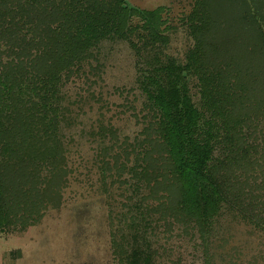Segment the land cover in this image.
<instances>
[{
    "label": "trees",
    "instance_id": "trees-1",
    "mask_svg": "<svg viewBox=\"0 0 264 264\" xmlns=\"http://www.w3.org/2000/svg\"><path fill=\"white\" fill-rule=\"evenodd\" d=\"M196 6L193 25L201 37L189 71L198 78L202 106L178 85L179 70L151 71L143 116L136 114L142 129L132 140L120 139L113 164L115 175L127 167L145 187L142 199L154 203L149 210L160 220L189 224L204 238L224 204L247 211L249 202L264 211V0H198ZM235 7L234 37L235 20L225 27L215 20L222 8ZM130 14L126 0H0V226L25 230L48 207L60 206L71 171L64 90L88 74L86 66L99 68L94 48L104 39H129L141 52L160 38L148 17L143 26L128 24ZM101 130L120 137L117 128ZM134 152L133 164L120 163ZM149 259L134 249L126 262Z\"/></svg>",
    "mask_w": 264,
    "mask_h": 264
},
{
    "label": "rangeland",
    "instance_id": "rangeland-1",
    "mask_svg": "<svg viewBox=\"0 0 264 264\" xmlns=\"http://www.w3.org/2000/svg\"><path fill=\"white\" fill-rule=\"evenodd\" d=\"M197 2L126 0L133 13L128 24L143 26L148 17L160 38L141 52L129 39H104L94 48L99 68L86 66L88 74L83 71L66 87L71 123L64 125V140L71 171L61 204L48 207L25 230L0 226V264H127L134 249L150 256L146 264H264V211H254L249 202L243 204L247 211L224 204L203 238L189 224L169 226L152 213L148 205L154 203L142 199L146 189L127 167L115 175L113 154L122 150L120 139L132 140L142 129L136 114L143 116L151 71L179 70L178 85L202 106L198 78L189 71V55L201 37L193 25ZM147 11L157 13L151 17ZM239 15L237 7L222 8L215 25L236 21L231 32L236 36ZM159 75L168 84L167 76ZM102 125L117 128L119 139L102 132ZM135 156L129 161L122 156L120 163L131 165Z\"/></svg>",
    "mask_w": 264,
    "mask_h": 264
}]
</instances>
